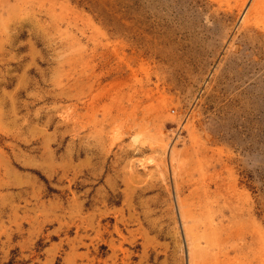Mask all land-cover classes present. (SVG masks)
<instances>
[{"label": "rangeland", "instance_id": "rangeland-1", "mask_svg": "<svg viewBox=\"0 0 264 264\" xmlns=\"http://www.w3.org/2000/svg\"><path fill=\"white\" fill-rule=\"evenodd\" d=\"M236 1L0 0V264H188L176 193L195 264L264 252V0Z\"/></svg>", "mask_w": 264, "mask_h": 264}, {"label": "bare ground", "instance_id": "bare-ground-1", "mask_svg": "<svg viewBox=\"0 0 264 264\" xmlns=\"http://www.w3.org/2000/svg\"><path fill=\"white\" fill-rule=\"evenodd\" d=\"M251 1L254 0H237L236 4L240 8H244V18H246V15L248 14L251 5L249 4ZM262 4V0H257L255 7L253 9V20L258 23L259 16H260V8ZM250 5V6H249ZM251 11V10H250ZM251 14V13H250ZM249 14V15H250ZM180 131L176 132V136H179ZM175 142V140L173 141ZM170 144V141H169ZM168 144V145H169ZM167 148V147H166ZM174 143L169 147L168 151V161L169 164L171 161L174 160ZM176 207L179 212L180 221L182 224V227L184 229V236L186 240V246H187V254H188V264L192 262V264H195L197 261L196 255L197 252L200 251L201 243L200 239L204 238L206 234V225L204 226L205 229L203 232H201V229L199 227V223L201 222L199 219V215L196 214L192 206L186 202L184 199H180V196L178 193H176ZM103 229L105 232L109 233L108 226H105L104 228L101 226V218L98 217L97 219V226H96V236L97 239H100L103 235ZM117 232L120 234V230H117ZM103 245L97 244V252L101 250V247ZM249 258H250V264H264V252H249Z\"/></svg>", "mask_w": 264, "mask_h": 264}]
</instances>
